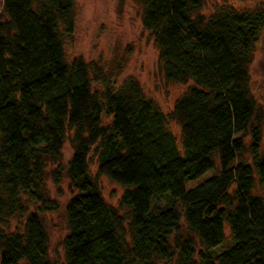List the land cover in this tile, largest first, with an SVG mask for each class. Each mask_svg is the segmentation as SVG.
Listing matches in <instances>:
<instances>
[{
  "label": "trees",
  "instance_id": "obj_1",
  "mask_svg": "<svg viewBox=\"0 0 264 264\" xmlns=\"http://www.w3.org/2000/svg\"><path fill=\"white\" fill-rule=\"evenodd\" d=\"M135 1L165 79L193 81L169 113L134 77L117 86L98 62L66 61L60 29L74 31V0H2L0 223L27 211L22 196L37 211L22 232L0 228V264H56L40 213L59 209L44 196V170L47 158L62 154L68 131L66 175L77 193L64 208L65 264H264V196L254 194L256 179L264 187V156L249 86L264 9L222 6L207 17L203 0ZM91 70L103 91H92ZM172 122L180 126L179 143ZM247 150L251 163L243 158ZM216 159V173L187 189V181L216 169ZM100 176L132 187L120 200L130 209L131 243L125 218L102 195ZM226 226L232 244L218 251Z\"/></svg>",
  "mask_w": 264,
  "mask_h": 264
},
{
  "label": "rangeland",
  "instance_id": "obj_2",
  "mask_svg": "<svg viewBox=\"0 0 264 264\" xmlns=\"http://www.w3.org/2000/svg\"><path fill=\"white\" fill-rule=\"evenodd\" d=\"M222 6L234 7L237 10L264 9V0H203L201 13L210 16ZM143 7L135 0H74L73 20L74 31L67 34L63 28L65 58L70 64L74 59L82 58L86 63L98 62L103 68L107 79L121 86L127 77H134L141 85L147 98L154 100L164 113H169L174 102L193 84L190 80L187 84L167 81L159 63V50L154 38L142 24ZM6 20L3 12L2 0H0V22ZM250 91L257 103V115L261 125V154L264 156V29L259 41L253 49L252 63L249 67ZM93 71H90L92 91H103L106 84L93 79ZM110 123V117L104 121ZM170 129L180 141V126L176 122L170 123ZM250 138L246 145L249 146ZM73 154L72 132L68 131L63 145L62 154L58 158H47L44 170L43 191L46 199L55 200L59 204L58 210L40 213L43 226L49 236V258L56 264H65V251L62 245L64 238L69 234L65 206L77 193L70 185L66 175L68 162ZM243 158L251 163L249 150ZM219 168L216 159V169L204 174L195 181H187L185 186L190 189L212 177ZM89 170L92 175L97 172V160H91ZM58 171L59 178L56 181L54 173ZM100 188L106 202L117 208L125 218L127 228L126 240L131 243L129 232L130 209L120 204L123 194L132 187L122 186L113 182L106 176L99 177ZM235 191V185L230 193ZM254 194L264 196V187L256 179ZM27 211L23 214L16 212L13 216L3 219L0 228L6 231L22 232L24 223L30 212L37 211V203L29 201L27 196H22ZM164 203V201L162 202ZM182 225L186 224L182 219ZM187 234V233H186ZM226 242L217 248L218 251L227 249L232 243L228 226L225 227ZM197 240V238H196ZM198 250L201 248L197 242ZM155 264H167L156 260Z\"/></svg>",
  "mask_w": 264,
  "mask_h": 264
}]
</instances>
